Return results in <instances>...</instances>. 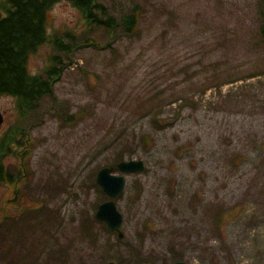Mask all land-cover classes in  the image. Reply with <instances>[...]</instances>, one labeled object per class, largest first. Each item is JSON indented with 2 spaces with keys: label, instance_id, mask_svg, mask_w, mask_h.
<instances>
[{
  "label": "rangeland",
  "instance_id": "374dc122",
  "mask_svg": "<svg viewBox=\"0 0 264 264\" xmlns=\"http://www.w3.org/2000/svg\"><path fill=\"white\" fill-rule=\"evenodd\" d=\"M100 2L112 28L67 0L48 11L28 69L57 74L31 114L0 94V133L26 127L0 181V264H264V0ZM104 166L125 177L113 198ZM109 199L118 229L96 215Z\"/></svg>",
  "mask_w": 264,
  "mask_h": 264
},
{
  "label": "trees",
  "instance_id": "16d2710c",
  "mask_svg": "<svg viewBox=\"0 0 264 264\" xmlns=\"http://www.w3.org/2000/svg\"><path fill=\"white\" fill-rule=\"evenodd\" d=\"M58 1L60 0H0V93L13 96L22 114L32 111L38 98L52 91L50 82L29 72L28 61L41 45L49 41L47 14ZM67 1L80 11L89 24H103L109 28L114 26L111 15L106 18L99 15L100 0ZM122 23L127 31L131 30L136 24L135 14L125 15ZM261 34L264 37V15ZM54 44L64 49L69 48V44L62 39H55ZM47 73L50 77L56 76L55 66H50ZM14 136H17L16 131L1 137L0 153H8V145L15 139Z\"/></svg>",
  "mask_w": 264,
  "mask_h": 264
},
{
  "label": "water",
  "instance_id": "95a60500",
  "mask_svg": "<svg viewBox=\"0 0 264 264\" xmlns=\"http://www.w3.org/2000/svg\"><path fill=\"white\" fill-rule=\"evenodd\" d=\"M2 117L0 115V124ZM121 171L132 172L142 170L144 164L142 160L121 161L118 163ZM96 181L102 186L103 190L110 197H115L123 190L125 185V177L123 175H115L112 173V168L108 166L102 167L96 176ZM96 215L99 219L106 221L112 229H118L120 226V215L116 210L115 204L112 200H106L99 204ZM119 235H121L119 233ZM108 264H113L109 262ZM138 264H149L147 262H139ZM172 264H187L184 261H176Z\"/></svg>",
  "mask_w": 264,
  "mask_h": 264
},
{
  "label": "flooded vegetation",
  "instance_id": "af4514ba",
  "mask_svg": "<svg viewBox=\"0 0 264 264\" xmlns=\"http://www.w3.org/2000/svg\"><path fill=\"white\" fill-rule=\"evenodd\" d=\"M48 73H39L38 74V76H41L40 78L42 79V80H48L49 82H51L53 79H54V77L53 76H49V75H47ZM46 77H49V78H46ZM7 128H10V125H8L7 126ZM22 128H26L25 126H22ZM18 138V143L17 144H14V145H18L19 144V142H20V140H19V137H17ZM10 151L12 152L13 151V148H10ZM17 156H18V152H17ZM7 157V156H6ZM6 157L3 159V166H2V168L0 169V177L1 178H4V179H7V178H9L10 177V175H11V173H10V171L8 170V166H7V162H6ZM14 175V174H13ZM19 176V175H18ZM17 178V177H16ZM15 178V179H16Z\"/></svg>",
  "mask_w": 264,
  "mask_h": 264
},
{
  "label": "bare ground",
  "instance_id": "6f19581e",
  "mask_svg": "<svg viewBox=\"0 0 264 264\" xmlns=\"http://www.w3.org/2000/svg\"><path fill=\"white\" fill-rule=\"evenodd\" d=\"M38 74H39V73H37L36 75H38ZM39 77H41V76H39ZM46 78H49V77H46ZM44 80H45V79H44ZM47 81H48V80H47ZM48 82H49V81H48ZM100 169H101V168H100ZM100 169H99V170H100ZM99 170H98V171H99ZM97 173H98V172H97Z\"/></svg>",
  "mask_w": 264,
  "mask_h": 264
}]
</instances>
